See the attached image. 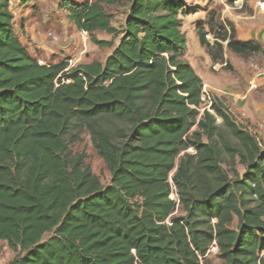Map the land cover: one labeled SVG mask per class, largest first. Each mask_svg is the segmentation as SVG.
Instances as JSON below:
<instances>
[{"label":"trees","instance_id":"16d2710c","mask_svg":"<svg viewBox=\"0 0 264 264\" xmlns=\"http://www.w3.org/2000/svg\"><path fill=\"white\" fill-rule=\"evenodd\" d=\"M120 2L65 3L95 44L114 46L96 31L120 36L105 61L70 68L33 57L12 0H0V240L18 251L8 264H216L212 245L219 264H264V151L216 98L201 111L204 82L184 57L186 0H129L121 29L106 10ZM206 24L197 35L208 50L262 49ZM84 129L107 185L70 146Z\"/></svg>","mask_w":264,"mask_h":264},{"label":"rangeland","instance_id":"374dc122","mask_svg":"<svg viewBox=\"0 0 264 264\" xmlns=\"http://www.w3.org/2000/svg\"><path fill=\"white\" fill-rule=\"evenodd\" d=\"M67 1L81 3L83 0H12L17 36L30 54L42 64L69 62L71 68L94 60L105 61L118 44L120 36L96 31L99 39L113 41L114 46L95 44L89 33L80 31L70 19L65 7ZM257 1L186 0L188 14L182 16V30L187 37L184 57L198 74L203 75L204 86L212 98L219 100L237 123L255 134L264 151V12L256 7ZM129 9V0L106 6V10L113 15L112 25L123 28ZM210 18L221 33H230L231 28L236 26L243 30L251 25L256 26V32L260 34L257 42H260L262 49L240 55L231 51L227 42H224L222 50L217 45L210 48L212 54L218 55L215 59L210 50L200 44L197 35L198 25L207 29L206 23ZM207 38L211 43L215 41L212 33ZM221 121L219 118L218 122ZM68 140L74 152H85L87 162L101 182L109 184L111 174L96 152L90 133L84 129L74 136L68 134ZM190 152H194V149ZM223 166L232 176L233 166L241 176L246 171L238 157L232 159L227 154L223 156ZM182 213L178 208L174 214ZM17 254L18 251L12 249L6 241L0 240V264H8ZM216 254L217 250H211L214 262L219 264Z\"/></svg>","mask_w":264,"mask_h":264},{"label":"built area","instance_id":"2783aa9c","mask_svg":"<svg viewBox=\"0 0 264 264\" xmlns=\"http://www.w3.org/2000/svg\"><path fill=\"white\" fill-rule=\"evenodd\" d=\"M256 7L264 12V0H258L256 2ZM201 99H202V108H201V111H204L205 109H208L210 111H212V104H213V101L214 99L212 98L210 92L207 90V88L205 86H203V89H202V94H201ZM193 148H189L188 151H192ZM171 197L177 201H179V199H177L178 197V194L176 192V189L175 187H173V191L171 193ZM210 250H217V246L216 245H212L211 249Z\"/></svg>","mask_w":264,"mask_h":264},{"label":"crops","instance_id":"0c3cea01","mask_svg":"<svg viewBox=\"0 0 264 264\" xmlns=\"http://www.w3.org/2000/svg\"><path fill=\"white\" fill-rule=\"evenodd\" d=\"M234 29H235V32L237 34V38L241 39V40H255V41H257V37H259V35H260V34H258V32H256L257 29H256V26H254V25H251L249 28H246L247 30H245V29L243 30L239 26L234 27ZM199 75L201 76V78L203 79V82H204L203 75L201 73H199Z\"/></svg>","mask_w":264,"mask_h":264}]
</instances>
